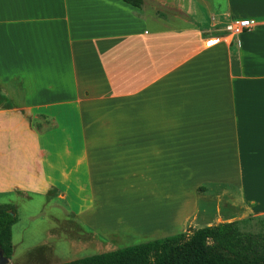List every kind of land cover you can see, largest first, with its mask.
<instances>
[{
  "label": "crops",
  "instance_id": "obj_1",
  "mask_svg": "<svg viewBox=\"0 0 264 264\" xmlns=\"http://www.w3.org/2000/svg\"><path fill=\"white\" fill-rule=\"evenodd\" d=\"M200 184L264 212V0H0V194L41 196L83 257L210 224ZM128 189L177 228L97 227Z\"/></svg>",
  "mask_w": 264,
  "mask_h": 264
},
{
  "label": "rangeland",
  "instance_id": "obj_2",
  "mask_svg": "<svg viewBox=\"0 0 264 264\" xmlns=\"http://www.w3.org/2000/svg\"><path fill=\"white\" fill-rule=\"evenodd\" d=\"M201 185L204 186L205 191L197 193H208L209 195L211 194L212 198L209 203L214 204L215 202H217L216 207L211 211L215 212L216 217H213V219H209V221H211L210 224H213V222L217 223L219 221L237 220L247 217H253L254 219L250 220L246 225H244L243 229L245 231H258L262 228V225L264 224V212L252 213L248 210H245L238 201H234L235 203H233L231 202V200L227 199V191L228 193L233 192L234 194H236L237 192L235 190H229L225 186L221 187V185L215 184H200L199 186ZM78 191L80 192L74 193L72 195L80 198L81 193L84 192H81V189H78ZM214 194H217L219 196L218 198L216 197V200L213 199ZM29 195L31 196L30 198H25L18 193L0 194V204L12 205L17 214V221L11 226L13 254L9 259V263L48 264L50 261H53L52 259L49 260L48 256L46 257V255H49V251L51 252L50 254L63 259L69 256H75L78 258L82 257V251L78 253L76 252L77 254L74 253L73 245L69 243V240H67V237L69 236L67 232H65V234H67L68 236L61 233L52 236V234L49 232V225L54 226L53 217L55 210L43 207L41 205L43 201V198L41 196L37 194ZM51 195H53V192L49 193L47 197H50ZM172 196L173 194L170 193V198ZM146 198L147 194L145 191L143 193H139V191H130L128 189L113 196L112 199L115 201V203L111 205V207H104L96 214H92L91 212L88 213L93 215L91 221L94 224H98L97 227H101L99 226V224L104 221L107 226H116L118 227V229H121L122 231L128 233L132 232L131 230L148 232L151 231L155 226H159L160 231H168V229L171 230L177 228L176 226H174L173 220V217L176 215L175 211L164 218L157 219L156 221H151L149 224H144V221L141 219H138L137 221V216L142 218H146L148 216H158V213H155L156 208L151 207H158V203L160 202V200H156L155 197L152 198L151 201H153V204L151 206V202L150 204L146 205L148 201L146 200ZM207 198H210V196H208ZM140 201H142L145 205L141 204ZM170 202L172 203V200ZM172 234L175 233L159 235L154 238L164 237ZM100 236L104 237V235L102 234H100ZM148 239L149 238H142V236L135 234L130 236L127 241H119L117 243V248L136 244ZM109 242L111 243V241Z\"/></svg>",
  "mask_w": 264,
  "mask_h": 264
},
{
  "label": "trees",
  "instance_id": "obj_3",
  "mask_svg": "<svg viewBox=\"0 0 264 264\" xmlns=\"http://www.w3.org/2000/svg\"><path fill=\"white\" fill-rule=\"evenodd\" d=\"M123 1L136 7L143 4V0ZM196 191L204 192L205 188L201 185ZM252 219L247 217L201 227L189 226L185 231L172 235L57 264H264V224L258 231L243 229ZM16 221L14 207L0 204V251L9 259L13 253L11 226ZM68 225L64 224L65 227ZM66 232L72 239L81 238L79 230Z\"/></svg>",
  "mask_w": 264,
  "mask_h": 264
},
{
  "label": "built area",
  "instance_id": "obj_4",
  "mask_svg": "<svg viewBox=\"0 0 264 264\" xmlns=\"http://www.w3.org/2000/svg\"><path fill=\"white\" fill-rule=\"evenodd\" d=\"M253 23V20L247 18L235 20L233 23L227 26V31L231 34H238L244 30L249 29L253 25Z\"/></svg>",
  "mask_w": 264,
  "mask_h": 264
},
{
  "label": "water",
  "instance_id": "obj_5",
  "mask_svg": "<svg viewBox=\"0 0 264 264\" xmlns=\"http://www.w3.org/2000/svg\"><path fill=\"white\" fill-rule=\"evenodd\" d=\"M9 263V258L4 256V254L0 251V264H7Z\"/></svg>",
  "mask_w": 264,
  "mask_h": 264
},
{
  "label": "bare ground",
  "instance_id": "obj_6",
  "mask_svg": "<svg viewBox=\"0 0 264 264\" xmlns=\"http://www.w3.org/2000/svg\"><path fill=\"white\" fill-rule=\"evenodd\" d=\"M134 221H135V220H134ZM137 221H138V218H137ZM137 221H136V222H137Z\"/></svg>",
  "mask_w": 264,
  "mask_h": 264
}]
</instances>
